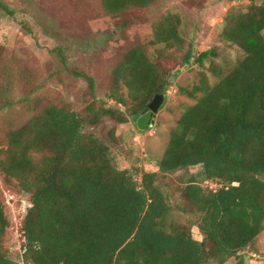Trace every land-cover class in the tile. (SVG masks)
<instances>
[{
    "label": "trees",
    "instance_id": "trees-1",
    "mask_svg": "<svg viewBox=\"0 0 264 264\" xmlns=\"http://www.w3.org/2000/svg\"><path fill=\"white\" fill-rule=\"evenodd\" d=\"M162 4L99 1L120 34L138 22V12L153 15ZM0 13L14 18L16 10L0 0ZM34 21L55 44L49 79L82 84L90 101L74 106L50 97L29 70L19 73L17 82L28 88L19 97L0 83V174L30 203L20 224L22 264H247L264 231V0L224 18L221 38L242 54L232 67L217 63L216 49L195 55L188 47L183 66L207 70L216 81L200 72L198 84L185 92L196 103L170 133L157 172L141 173L140 180L114 162L115 125L132 121L171 88L160 59L185 48L179 17L153 21L154 44L164 47L159 61L139 43L126 47L105 89L75 56L107 46L113 32L80 41L43 16ZM20 25L32 33L26 22ZM173 176L174 200L161 186ZM9 227L0 199V264H19L5 246Z\"/></svg>",
    "mask_w": 264,
    "mask_h": 264
},
{
    "label": "rangeland",
    "instance_id": "rangeland-1",
    "mask_svg": "<svg viewBox=\"0 0 264 264\" xmlns=\"http://www.w3.org/2000/svg\"><path fill=\"white\" fill-rule=\"evenodd\" d=\"M32 7L24 0H7L8 5L16 10L14 18L0 13V59L4 67L0 77L2 85L10 84L12 95L19 97L27 91V86L18 83L19 73H33L34 82L43 86L41 92L50 97L61 96L68 99L74 106H82L90 101L84 96L82 84L49 79L55 69L49 51L54 48L52 40L44 36L34 21L39 15L57 24L61 33L73 36L80 41L95 39L109 32L115 38L107 46L98 50L83 49L77 53V65L85 67L95 75L100 85L105 89L109 83L110 67L119 61L126 47L139 43L144 46L147 54L154 61H159L158 52L163 46L154 44L153 21L159 15H173L180 19L179 34L185 41V48L179 53L167 50V59H160L162 66L168 71L169 87L163 95V102L153 117V126L145 131H138L129 119L125 125H115L117 138L113 159L120 170L130 171L137 180L144 172H157L156 163L162 159L169 136L177 127L183 112L196 103V99L188 97L186 91H191L197 85L200 72L209 77L213 84L216 80L207 70H200L195 65L183 66V55L189 46L195 55L209 49H216L217 63L232 67L242 58L235 47L228 46L221 38L224 18L229 10L245 11L250 4H259L260 0H163L162 7L153 15L138 12V22L127 28L123 34L115 30V20L102 16L99 7L100 0H30ZM29 6V7H28ZM28 8V9H26ZM29 25L31 34L21 29L20 23ZM264 35V33H263ZM208 64H206V69ZM8 74V78H4ZM6 76V77H7ZM5 79V80H4ZM197 95L196 98H198ZM112 104V103H111ZM2 122L0 121V128ZM192 174L200 173L199 168H191ZM161 186L174 200L178 197L175 176L162 179ZM209 189L217 188L211 182L204 184ZM0 199L3 201L6 215L10 219L5 246L9 257L16 263L22 264L20 224L27 206L28 198L20 192L15 182H5L0 174ZM195 239L200 240L197 229L193 230ZM247 264H264V231L255 240L248 251Z\"/></svg>",
    "mask_w": 264,
    "mask_h": 264
},
{
    "label": "water",
    "instance_id": "water-1",
    "mask_svg": "<svg viewBox=\"0 0 264 264\" xmlns=\"http://www.w3.org/2000/svg\"><path fill=\"white\" fill-rule=\"evenodd\" d=\"M163 95L154 97L148 107L140 114L132 118V122L138 131H145L153 126V117L163 102Z\"/></svg>",
    "mask_w": 264,
    "mask_h": 264
}]
</instances>
